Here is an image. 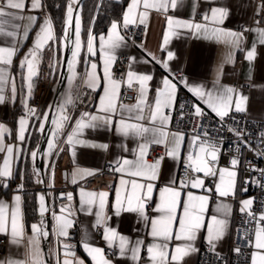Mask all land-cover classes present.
<instances>
[{
  "label": "crops",
  "instance_id": "0c3cea01",
  "mask_svg": "<svg viewBox=\"0 0 264 264\" xmlns=\"http://www.w3.org/2000/svg\"><path fill=\"white\" fill-rule=\"evenodd\" d=\"M85 1L86 0H75L73 3L74 12L77 13V11H79L81 17L82 5ZM25 2L27 4V9L22 13H18V15L23 17L22 20L12 21L6 18L5 21V31H12L13 24L20 25L19 28L15 29L17 32L15 40L17 42L14 43L13 38L11 37L0 35V47L17 48V52L12 58V64L0 65V67L5 69L8 77L7 82L0 86L3 88V92L0 94L5 97V101L0 103V125L4 126L3 144L12 145L14 147V155L11 160L13 174L8 178H0V201L12 206L15 203L13 198L17 195L20 196V222L23 225V236L20 238L19 243H14L12 242L11 226L9 221L7 233H2L6 236L7 243L5 251L0 254V264H8L9 260H23L25 261V264H32L31 257L29 256V240L33 237L32 225L41 222V219L43 218L40 207H38V198L41 195L39 188L45 187L41 184L42 173L46 183V191L50 196V206L54 207L51 211L50 220L48 221V236L50 237L46 244V250L43 248L44 237L40 238V250L45 264H58V262L59 264H62L63 260H71L73 259V256L79 260H83L84 264H93L91 256L88 255L83 245L87 242L93 247L102 249L104 252L105 248L110 247L109 243L104 239L105 227L116 229L119 234L127 236L130 242L142 240L144 242L143 246L147 247L148 244L153 243V238L148 235L151 231L150 223H145V221L141 219L137 213L122 212L119 216L115 215L112 204H114L116 200V188L120 187L123 190V186L120 185V179L122 176L124 179H129V177L125 174L114 172L113 169L117 166V162H122L123 159L135 160L136 154L139 151L138 146L146 141H151L153 139V133L148 132L143 135L129 133L125 136L116 131V123L106 126L101 121H97V127L83 128L74 137V143L72 145L66 143L68 135L73 132V129L76 126V122L82 118V111L71 109V104L81 89L86 88L93 92V98L89 106L88 113L97 116L106 115V113L99 111L101 107L100 98L104 95V87L107 83L104 74V57L100 51L99 38L103 35L105 39H107L112 23L116 22L118 25L117 31L119 35L125 37V40L119 48L115 49V58L120 55H125L128 59L130 57L135 58L134 61H130L129 59L128 68L125 72L126 81L127 73L130 69L138 74L151 75L153 77V79L148 82L146 102L141 105L143 108V120L137 121L135 119V117L140 114L136 109L129 112L125 109H121L119 106L117 107V111L114 115L111 113H108L107 115H112L113 121L115 122H118L121 118L129 120V117H132L129 122L141 123L150 129L162 128V130L167 132L168 135L164 142L159 144H165L168 150L175 145V133H182L184 137L179 145L180 157L173 159L167 157L165 154V159L162 163L158 179L153 182L155 186L152 198L148 201V205L151 204V210L148 211V207L146 208V214L149 217H153L157 215L154 209L156 208V205L160 203V189L173 184L177 189H181V181L184 179L180 177V167L185 163L187 164L186 157L191 151L192 141V137L190 135L183 131L171 129L169 127L171 110L174 105L172 108L164 109V114L169 116L165 125H161L159 119L155 124L149 122L150 111L155 104L156 90L162 87V80L166 75H168L170 79L173 78L172 75H169L168 70L163 67L162 63L167 60L168 51L175 53V58L168 63L171 72L176 77H180L181 75L187 80L189 85H202L206 91L215 92L218 88L231 87L235 90V94H242L243 96L248 97L246 104V112H248V114L252 116H262L264 114V44L259 43L258 33L256 31L244 32L243 40L237 47L236 45L229 43L227 38L213 36L210 32L205 34L203 30L197 31L194 28L189 29L187 27H176L175 25L169 28L167 17L172 16L176 19L191 21L194 24L206 23L209 28L222 27L226 30L241 32L246 28L257 27L256 15L260 8V3L258 0H199L196 12L193 13L192 0H177L176 9H172L171 6H169L167 12L163 10L158 11L156 9H149L147 18L144 22L147 26L145 43L143 46H137L127 38L124 32V13L128 10V6L131 4L132 0H128L121 20H112L108 25L107 30L99 33L94 31V21L101 0H91L88 7L89 20L87 21L84 33H82L83 26L80 23L81 44L79 48V55L75 57V60L73 61V63L80 62L81 68L79 71H76L73 67L71 73L68 72L70 68H67V72L64 76V82L62 84L64 85L62 91L63 94L61 95L63 96V100L57 105L59 112V115L57 114L58 119L62 114H66L70 117V119L64 122V127L60 130L61 133L59 138L57 137V143L55 142L56 147L54 150H49V147H46L48 141L51 139L50 132L54 131L55 126L53 129L49 128L47 143L43 151L38 153L39 161L37 162V158L35 157L34 159L31 153H37L36 150L40 141L33 148H30L29 144L34 123L43 111L42 104L40 115L37 117L33 113L29 112V109L34 108L33 89L35 83L37 80L40 82L45 77L44 72L46 68L49 67L52 57L51 55L53 54V50H50V47L52 46V42L54 44L55 34L52 23L54 39L49 41L37 57V62L34 67L36 76L32 77V88L29 90L28 81L25 80V77L28 75L27 65L25 64L22 67L21 61L24 59L25 54L28 53L29 49L33 47L36 34L40 30L41 24L44 23L46 18H51L45 8L44 0H41L42 7L37 9L32 8L31 0H25ZM68 3L69 0H67L66 4L64 23ZM219 6H226L230 10V14L224 19L223 24L217 25L211 20L204 21V14L207 13L211 16V8ZM138 11H144V9L141 7ZM32 16L38 18L35 24H33L29 19V17ZM136 21H139L138 15L136 16ZM258 26L260 28H264V26ZM25 30L29 33L27 38L23 35ZM166 30L175 34L170 36L168 43L165 45L163 36ZM69 31L73 42L75 40V25L73 26L72 24ZM89 32H91L95 37V55L88 52L87 41ZM254 45L255 56L252 61H249L246 58L247 52L252 50ZM74 46L76 47L75 42ZM75 47H73V49H75ZM71 54L72 52L69 53L68 62L69 58L72 56ZM153 57H155V59H153ZM145 61L148 62L146 63ZM113 62H111L110 67L112 79H114L112 75ZM93 63L97 66L95 70L91 67ZM75 64H73V66ZM90 72H94L96 77V81L91 87L88 83V73ZM70 77L73 78L70 79ZM13 81L16 87L15 99L12 98ZM173 82L175 83L177 81L173 80ZM133 83L136 84L138 89V98L136 101L131 103L119 102L117 97L118 105H135L137 100L140 99L139 83L135 81ZM180 87H184L188 90V87H185L183 82L178 84V89ZM193 96L195 98V105L205 107L211 111V109H209L199 97L194 94ZM23 101H26V106ZM175 101L176 98L174 100V104ZM61 106L63 107V113L61 112ZM234 108L235 104L233 103L232 109ZM21 118H24L28 122L25 132L26 138L23 141L17 139L20 127L19 121ZM85 119L87 120V118ZM38 128L39 125L37 130ZM80 141H84L86 143H80ZM90 144H107L108 149L104 150L101 147H92L89 146ZM16 149L20 150L19 157L15 156ZM73 152H75V156H73ZM51 153H55L53 160H51ZM5 155L6 150L0 151V165H3ZM27 157L29 158L30 173L33 178L32 186H29L25 179L26 172L23 165ZM145 159L148 163L153 162L149 161L147 156ZM105 161L111 163L112 169L106 170L102 173L103 181L97 188L80 185V182L84 179H80L79 176L76 177L77 182L75 184L72 183L73 173L78 168L93 170L96 173L100 170ZM213 167L217 170L221 168H228L236 171V184L233 194H230L227 197H220L218 195L216 192V184L219 182V171H217L214 176L208 175L210 178H215V198H212L209 193L211 188L210 184L204 185L203 188L194 189L190 187V182L189 187L182 189V196L186 199L187 193L191 191L194 195H204L209 197L207 208L204 213L205 222L199 229L197 239L195 241V247L197 249L202 241H207V225L211 220V217L216 215L219 218H225L223 210L217 211L218 207L222 204H226L230 207V212L226 217L228 220V227L224 236L217 242L215 249V252L225 253L229 249L232 242L236 212L242 208L243 201L251 199L248 188L243 182L249 181L251 184L253 180L245 179L242 172L237 168L233 169L232 166L218 165L217 161ZM141 182L147 183V181ZM82 188L85 191L97 193L105 191L109 193V203L104 209V213L108 218L106 223H101L99 226H96L97 218L95 212L98 208L93 206L90 211L86 206L81 205L80 190ZM245 189H247V191H245ZM57 190L72 191V200L67 199L68 195L62 198H57L55 195ZM30 193H34L36 196L38 218L36 221H32L28 224L25 205L26 196ZM62 208L64 209L63 212L61 211ZM69 212H71V215H69ZM177 212L180 215L183 214L182 204L177 208ZM53 214L66 216L71 221V227L67 229V236H57V221ZM176 226L178 228V223ZM181 243L183 242L176 240L173 237V239L168 242L169 249L174 250L175 247ZM116 244L118 245V241ZM65 245H67L68 248H65ZM111 248L114 249L115 254L113 258L106 259L111 260L112 264H134L131 259L120 257L118 246ZM45 251L48 256V261L45 260ZM71 251H73V255L70 254ZM66 252H68L69 255L66 256ZM196 255L197 252L192 253L184 257L181 261L174 262V264H193ZM142 264H147V253L146 259L142 262Z\"/></svg>",
  "mask_w": 264,
  "mask_h": 264
},
{
  "label": "snow or ice",
  "instance_id": "6c2138e0",
  "mask_svg": "<svg viewBox=\"0 0 264 264\" xmlns=\"http://www.w3.org/2000/svg\"><path fill=\"white\" fill-rule=\"evenodd\" d=\"M32 8L37 9L42 7L41 0H31ZM75 0H69L67 7V14L65 19V40L70 39L71 33L69 29L71 28L73 21H75V49L72 51L73 58L79 55V48L81 44L80 37V17L78 14L74 13L73 3ZM199 5V0H192V11L196 12ZM169 6L172 9H176L177 0H132L131 4L128 6V10L124 13V26L127 27L129 24L136 22V16H139V21L143 24L147 18L149 9L168 11ZM143 8L144 11H138V9ZM27 9V4L25 0H0V35H5L7 37L13 38V42L16 43L15 37L17 32L15 29L19 28V24H13L12 31H5V21L6 18L12 21L22 20L23 17L18 15ZM260 11H264V2H262ZM230 14V10L226 6H219L211 8V16L207 13L204 14V21L211 20L213 23L220 25L223 24L224 19ZM31 22L35 24L37 22V17H29ZM167 22L169 28L173 25L176 27H187L189 29L194 28L195 30H203L205 34L209 32L216 37H225L228 42L236 45L237 47L241 43L244 37V32L246 31H256L259 36V43L264 44V28H260L259 21H257L256 28H246L241 32H235L231 30L223 29L222 27L209 28L208 25L200 23H192L191 21H186L182 19H176L172 16L167 17ZM118 25L113 22L111 29L109 30L107 39L103 35L100 36V51L104 57V74L105 80L107 81L104 87V95L101 96L100 102L101 107L99 111L106 113L104 116L92 115L90 113H83L82 118L76 122V126L73 132L68 135L66 141L67 144L72 145L74 143V137L85 127H97V121H101L104 125L110 126L116 123V131L127 136L129 133H135L136 135H143L148 132L153 133V139L151 141H146L140 144L139 151L136 154L135 160L123 159L122 162H117V166L113 169L114 172L125 174L129 179H124L123 176L120 179V185L123 186V190L120 187L116 188V200L112 204L115 215L119 216L122 212L137 213L145 223H150L151 231L148 233L153 238V243H150L146 247L147 253V264H174V262L181 261L184 257L198 252L195 247V241L197 239V233L199 229L204 224V213L208 204V196L204 195H194L191 191L187 193V198H183L182 189L189 187V182L186 180L181 181V189H177L175 185L166 186L160 189V203L156 205L154 209L157 215L149 217L146 214V208L149 206L148 201L152 198V193L154 189V181L158 179L159 172L162 168V163L165 159L164 156L157 158L152 163H148L145 159L148 154V146L150 143H163L166 139L168 133L163 131L162 128H147L141 123H132L129 120L121 118L118 122L113 121L112 115H107L108 113L115 114L117 107L125 109L132 112L136 109L140 114L135 117L137 121L143 120V105L147 99L148 92V82L153 79L151 75L138 74L131 69L127 73V84L129 87L133 85V82L139 83V96L140 99L137 100L135 105H118L117 97L119 95L120 81L112 79L110 67L111 62L114 61V52L116 48H119L125 40L124 36L119 35L117 31ZM175 33L166 30L164 32L163 41L166 45L170 39L171 35ZM25 38L28 37L29 33L27 30L23 32ZM54 39L53 27L51 19L46 18L44 23L41 24L40 30L36 34V39L34 45L29 49L28 53L25 54L24 59L21 61V66L27 65L28 75L25 80L28 81V88H32V77L36 76V71L34 70L35 64L37 62L38 55L42 52L44 47ZM94 41L95 37L89 32L87 47L88 52L95 55L94 52ZM163 47V46H162ZM16 47H0V65H11L12 58L16 54ZM255 56V45L252 50L247 52L246 58L252 61ZM175 58V53L168 51L167 60L163 61V67L168 70L169 75H172V79L166 75L162 80V87L156 90L155 104L151 108L149 122L155 124L159 119L161 125H165L169 119V116L164 114L165 108H172L174 105V100L177 95L178 84L183 82L185 87L192 92L195 96L199 97L204 104L207 105L213 113H215L223 121L225 117L229 115L232 109L233 103L235 104V110L237 112L246 111V104L248 97L242 94H235V90L231 87L218 88L215 92L206 91L202 85H189L184 77H176L169 68V61ZM130 61H134V57L129 58ZM155 59V57H153ZM146 63L148 61H145ZM159 62V61H158ZM73 62L69 61L70 70L73 69ZM92 69H96V64L91 65ZM89 86L91 87L95 81V73H88ZM73 77H70L72 79ZM7 74L3 67H0V86L7 82ZM176 80L177 82H173ZM218 83V82H217ZM3 92V88L0 87V93ZM16 87L13 81L12 83V98L15 99ZM5 101V97L0 94V103ZM26 106V101H23ZM193 115L196 117H204L206 115L205 110L199 105H194ZM183 108V105H181ZM29 112L34 113V109H29ZM61 112L63 113V107L61 106ZM48 113H45V118H47ZM87 118V120L85 119ZM70 117L66 114H62L59 120L54 119L52 123L55 125L53 131V138L48 141L49 150L56 147L55 137L56 134L64 127V122L69 120ZM19 132L17 139L23 141L25 140V132L28 126V122L21 118L19 121ZM44 124L41 123V130H43ZM3 129L4 126L0 125V151L6 150V155L4 157L3 165H0V178H8L12 176L11 160L14 155V147L12 145L3 144ZM229 131L235 132L238 138H242L243 134L236 129H230ZM207 137V133L204 134ZM176 142L175 145L166 150V156L177 159L180 157L179 145L183 140L182 133L174 134ZM80 143H86L80 141ZM92 147H101L104 150L108 149L107 144H90ZM243 146H247L246 143ZM242 145L237 144V150L240 151ZM220 149L216 144L210 142L209 139H202L199 135H194L191 141V151L186 157L187 167L199 174L204 173L205 176L216 175L219 171V182L216 184V192L220 197H227L233 194L236 184L237 173L234 170L228 168L215 169L213 165L218 160ZM20 150H15V156L19 157ZM32 157L35 159L37 153L32 152ZM75 156V152H73ZM231 165L234 168L240 163L238 157H233L231 159ZM51 166V165H50ZM261 176H264V170H260ZM96 173L89 169H77L73 173L72 183H76V177L79 176L80 179H85L88 176H93ZM147 181V183L141 182ZM39 182V181H38ZM249 181H246L248 183ZM257 183H259L257 181ZM130 185V190H129ZM204 181L197 177L190 182L191 188H203ZM260 186L264 188V183ZM22 187V185H21ZM247 191V189H245ZM81 205L86 206L90 211L93 206H96L98 210L95 212L96 215V226L101 223H106L108 219L104 213L106 205L109 203V193L105 191L92 192L85 191L83 188L80 190ZM14 205L10 206L3 201H0V233H7L8 225L10 221L11 226V237L12 242L19 243L20 238L23 236V225L20 222V196H15ZM41 214L47 211L44 205V197H41ZM68 200H72V194L69 193L67 196ZM253 199H248L242 202V212H247L250 216L255 219V214L251 212V206L253 204ZM182 204L183 214L180 215L177 212V208ZM225 213V218H219L216 215L211 217V220L207 225V242L209 249L215 251L217 242L224 236L225 231L228 227L227 214L230 212V207L226 204H222L218 207L217 211ZM63 212L64 209L62 208ZM57 221L56 234L58 237L67 236V229L71 227V221L66 216L55 215ZM71 215V212H69ZM43 221L41 222L42 225ZM178 223V228H177ZM41 225H32L33 237L29 240L30 252L32 264H45L40 250V238L47 237L49 233L42 230ZM180 240L183 243L178 244L174 250L169 249L168 242L173 239ZM104 239L109 243L110 247H117L119 249V255L121 258H129L134 264H142L143 252L142 246L144 242L142 240L131 241L125 235L119 234L116 229L111 227H105L104 229ZM118 241V245L116 242ZM248 242L251 244L253 251L251 253V264H264V213H261L259 220L256 223L254 240L248 238ZM68 248L67 245L64 246ZM84 249L87 251L88 255L91 256L93 264H112L111 260L106 259L103 256V250L98 247H93L89 243L85 242L83 245ZM236 252H240V249H235ZM130 253V256H129ZM65 255H69L68 252ZM217 257L220 254L217 253ZM8 264H25L23 260H9ZM59 264V262H58ZM62 264H84L83 260H79L73 256V259H65Z\"/></svg>",
  "mask_w": 264,
  "mask_h": 264
},
{
  "label": "built area",
  "instance_id": "2783aa9c",
  "mask_svg": "<svg viewBox=\"0 0 264 264\" xmlns=\"http://www.w3.org/2000/svg\"><path fill=\"white\" fill-rule=\"evenodd\" d=\"M260 7L264 0H258ZM260 9V8H259ZM259 25L264 26V11H260L256 15ZM127 38L137 46H143L146 39L147 26L141 24L139 21L129 24L124 29ZM129 59L125 55H120L115 58L112 65V75L114 79L120 81L119 102H134L138 98V89L136 84L133 83L131 87L128 86L125 79V72L128 68ZM181 77V75H180ZM93 92L89 89H81L74 98L71 109L82 111L83 113L89 112V106L92 102ZM34 110L33 113L36 117L41 112L42 102L38 97L33 100ZM183 105V108H181ZM195 98L191 92L186 88L180 87L177 91L176 101L171 110V118L169 127L171 129L180 130L193 137L199 135L202 139H209L210 142L216 144L220 149L217 163L218 165L232 166L231 159L238 157L240 163L236 166L240 170L245 179L253 180L250 184L244 181V185L248 188V192L253 199L251 212L255 214V219L247 212H242L241 208L237 210L235 216V228L233 233L232 242L229 249L225 253L213 252L209 249L207 241H202L198 248V252L193 264H251V253L253 248L248 242V238L254 240L256 223L259 220L261 213H264V188L260 186L264 183V176H261L260 170H264V114L262 116H252L248 112H237L231 109L229 115L223 121L215 113L202 107L206 115L204 117H196L193 115ZM236 129L243 134L242 138H238L235 132L229 131ZM207 133V137H205ZM242 145L240 151L237 150V144ZM247 146H243V145ZM168 150L165 144L150 143L148 146L147 159L155 161L157 158L164 156ZM112 165L105 161L100 170L95 175L89 176L80 182L82 186L97 188L103 181L102 173L106 170H111ZM180 177L188 182L199 177L204 181V185L210 184V195L212 198L216 197L215 192V178L205 176L203 173H195L191 171L187 164L180 167ZM257 181L259 183H257ZM39 190H46L40 187ZM54 209L50 206L48 213L51 216V211ZM148 211L151 210L149 204ZM43 221L42 225L41 222ZM41 222L36 225H41L42 230L49 232L48 221L43 216ZM48 237V236H47ZM47 237H44L47 238ZM7 238L4 234L0 233V254L5 251ZM239 248L240 252L235 249ZM143 260L146 259V246L142 247ZM217 253L221 258L217 257ZM115 251L111 247L104 249L103 255L105 258H113Z\"/></svg>",
  "mask_w": 264,
  "mask_h": 264
},
{
  "label": "trees",
  "instance_id": "16d2710c",
  "mask_svg": "<svg viewBox=\"0 0 264 264\" xmlns=\"http://www.w3.org/2000/svg\"><path fill=\"white\" fill-rule=\"evenodd\" d=\"M128 0H101V3L98 7L95 21H94V31L96 33L99 32H104L107 30L108 25L112 20H121L122 14L124 11V8L127 4ZM45 3V8L48 11L50 18L53 23L54 27V34H55V39H54V44L53 42L51 43L50 50L56 51L57 50V45L58 42L61 38V34L63 32L64 28V15H65V9H66V4L67 0H44ZM91 3V0H86L83 5H82V33H84L87 21L89 20V12H88V7L89 4ZM83 35V34H82ZM49 68V67H47ZM46 68V69H47ZM81 64L80 62L77 63L76 65V71L80 70ZM43 110V106H42ZM39 118L35 121L33 130L31 133V140H30V148L35 147L37 142L40 141L41 135L38 134L37 127H38V122ZM39 140V141H38ZM55 157V153L52 154L51 160ZM57 160V159H56ZM56 162V161H55ZM29 158L24 162V170L26 172V183H28L29 186L33 185V178L30 173V166H29ZM26 216H27V223L30 224L32 221H36L38 218L37 214V201H36V196L34 193L28 194L26 196ZM76 237V236H75Z\"/></svg>",
  "mask_w": 264,
  "mask_h": 264
},
{
  "label": "rangeland",
  "instance_id": "374dc122",
  "mask_svg": "<svg viewBox=\"0 0 264 264\" xmlns=\"http://www.w3.org/2000/svg\"><path fill=\"white\" fill-rule=\"evenodd\" d=\"M73 8H74V4H73ZM77 14L79 15V17H81L79 11H77ZM80 21H81L80 23L82 24V17H81ZM64 36H65V34H64V28H63V32L61 34V38H60V40L58 42V45H57V50L54 51L53 54L51 55L52 57H51V61L49 63V68H47L45 70V72H44L45 77L40 82H39V80H37V82L35 83L34 89H33L34 98L38 97L39 100L42 102V106H43L42 114L40 115L39 120H38L39 128H38L37 131H38L39 135H41V133H42L41 123L44 124L45 113H47L49 104L52 101L54 93H55V90L57 89V86H58V80H59V76H60L62 59H63V54H64L65 46H66L65 45ZM80 36H81V32H80ZM74 42H75V40L70 43L72 45H69V53H71L73 51ZM74 60H75V58H73V56H71V58H69V61L73 62ZM75 63H74L75 64L74 65V69L76 68V65H77V62H75ZM68 67H69V62H68L67 68ZM63 87H64V85L61 86L60 92L57 95L58 97L56 98L54 106H53V109H52V116L54 117L53 119H56V120H59L58 117H57V114L59 115L58 108H57L58 106L57 105H58L59 102H61L63 100V96H61L63 94L62 93ZM60 133L61 132L59 131L56 134L54 142L57 143L56 140H57V137L59 138ZM50 134H51L50 136H51V139H52L53 138V132L51 131ZM54 149L55 148H53V150Z\"/></svg>",
  "mask_w": 264,
  "mask_h": 264
},
{
  "label": "water",
  "instance_id": "95a60500",
  "mask_svg": "<svg viewBox=\"0 0 264 264\" xmlns=\"http://www.w3.org/2000/svg\"><path fill=\"white\" fill-rule=\"evenodd\" d=\"M65 26V25H64ZM65 28V27H64ZM65 30V29H64ZM65 32V31H64ZM68 57H69V46H67L65 48V51H64V54H63V59H62V65H61V70H60V76H59V85L57 87V89L55 90V93H54V96H53V99L52 101L50 102L49 104V107H48V110H47V113H48V116L46 118V121H45V124H44V128L42 130V133H41V139H40V142H39V145H38V148H37V162L39 161V156H38V153L42 152L46 143H47V134H46V131H47V128L49 127V122L47 121V119L49 120L51 118V113H52V108H53V103L56 99V96L57 94L59 93V90L61 89V84L63 83V75L65 73V68H66V65L68 63ZM42 184L43 186L46 187V183H45V179H44V175L42 173ZM69 193H72V191H63V190H57L55 195L57 198H62L66 195H68ZM41 197H44V205L47 209V211H45L43 213V216L47 219V221L50 220V217L48 215L49 213V210H50V196L48 195L47 191L45 190L43 195H40L39 198H38V207H41ZM42 215V214H41ZM48 228V226H47ZM49 237L48 236L45 240H44V246L43 248L46 250V244L49 240ZM73 255V251H71V253ZM45 260L48 261V256L46 254V251H45Z\"/></svg>",
  "mask_w": 264,
  "mask_h": 264
},
{
  "label": "bare ground",
  "instance_id": "6f19581e",
  "mask_svg": "<svg viewBox=\"0 0 264 264\" xmlns=\"http://www.w3.org/2000/svg\"><path fill=\"white\" fill-rule=\"evenodd\" d=\"M259 2V1H258ZM75 11H76V9H75ZM75 13V12H74ZM77 14V13H76ZM75 25V21H73V26ZM72 37V36H71ZM70 37V39H68V40H65V48L67 47V46H69V44L72 42V38ZM74 37H75V33H74ZM64 39H65V36H64ZM75 47V46H74ZM74 64V63H73ZM66 72H67V65H66V68H65V73H64V75L63 76H65V74H66ZM68 72H70L71 73V70L69 69L68 70ZM63 82H64V77H63ZM63 84V83H62ZM62 84H61V86H62ZM58 85H59V81H58ZM58 87V86H57ZM59 92H60V90H59ZM59 94V93H58ZM57 94V95H58ZM58 96H56V98H57ZM56 100V99H55ZM54 103H55V101H54ZM54 103H53V106H54ZM53 109V108H52ZM54 117L52 116V113H51V118L48 120L47 119V121L49 122V127L47 128V131H46V134H48V130H49V128H51V129H53V127L55 126L53 123H52V121L54 120L53 119ZM45 121H46V118H45V120H44V124H45ZM46 147L48 148L49 146H48V143H47V145H46ZM45 148V147H44ZM41 184H42V182H41ZM41 192H40V194L41 195H43V193H44V191L43 190H40Z\"/></svg>",
  "mask_w": 264,
  "mask_h": 264
}]
</instances>
